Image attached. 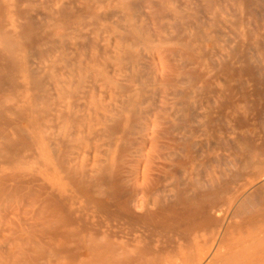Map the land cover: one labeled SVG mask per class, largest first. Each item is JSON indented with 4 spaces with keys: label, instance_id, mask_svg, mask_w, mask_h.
I'll list each match as a JSON object with an SVG mask.
<instances>
[{
    "label": "rangeland",
    "instance_id": "374dc122",
    "mask_svg": "<svg viewBox=\"0 0 264 264\" xmlns=\"http://www.w3.org/2000/svg\"><path fill=\"white\" fill-rule=\"evenodd\" d=\"M55 1L56 5L53 0H26L22 6L30 13H52L61 2L60 5L73 15L71 20L80 22L78 32L67 30L65 39L73 46L52 55L57 59L55 79L59 82L52 88L46 87L47 102L44 101L52 113L46 120L47 124L60 127L61 119H57V115L65 108L58 106L55 91L67 89L74 94L72 112L76 122L71 131L77 132V135L68 143L71 146L69 158L73 169L79 167V170L85 166L105 169L107 180L110 177L117 180L115 187L119 191V199L122 194L129 192L130 196L137 197L136 200L144 204L161 199L167 203L171 201L166 195L173 194L172 183L188 182L187 178L197 166L206 165L210 171L222 170L227 166V169L235 170L229 163L243 158V141L252 146L250 154L253 170L257 168V172L263 171L264 78L259 74L264 72V0H169L165 7L161 4L163 0H142L132 11L130 20L124 19L122 9L112 0ZM90 13H97L101 17L96 18ZM204 33L205 38H202ZM203 39L204 43H200ZM188 54L192 55L194 61ZM228 62L229 66L224 65ZM243 62L248 63L246 66L249 70L243 68ZM220 68L225 75L218 74ZM230 68L234 74L232 79ZM248 71L257 77L249 79ZM237 75L239 78L235 77ZM221 78L229 79V82L226 84ZM258 81L263 84L259 82L261 85H258ZM203 86L207 89H203ZM253 88L262 102L260 99L256 102L252 96ZM241 89H247L249 96L246 99L239 93ZM135 95L138 96L136 103L131 100ZM247 100H254L255 103H247ZM251 104L253 107L257 105V111H252L254 108ZM247 107L252 110H247ZM215 119L218 123L213 124ZM113 121H117V124L120 121V127H113ZM237 122L239 126L235 125ZM245 123H248L247 127ZM109 126L117 131H114V136L106 132ZM54 129L58 131L63 128ZM260 144L261 149L258 147ZM204 145L207 148L200 150ZM193 154H196V159L190 163ZM174 171L179 174H173ZM45 180L49 184L52 177ZM109 187H105L107 192L110 191ZM252 193V190L247 191V194ZM106 199L109 201L111 198ZM72 201V209L82 210L76 215L82 220L76 226L79 231L84 230L83 236L90 235L117 245L132 260L144 255L143 262L147 263H192L176 233H173L174 244L158 226V229H146L127 221H116L108 213L87 207L82 199ZM148 207L155 210L153 205ZM175 208L178 209V206ZM260 209L256 203L249 207V213ZM110 211L115 212L116 209ZM26 217L29 219L30 215ZM7 218L0 217V264L10 260L11 250L20 249L24 243L21 240L28 237L29 231L27 225L21 224L22 218L19 221L10 216L6 222L4 219ZM259 221L260 218L256 217L251 227L247 225L241 230L242 239L253 241L264 236V223ZM86 249V246L83 247V251ZM105 257L111 259L113 256L106 254ZM121 258L118 257L119 260ZM200 264H206V261Z\"/></svg>",
    "mask_w": 264,
    "mask_h": 264
},
{
    "label": "bare ground",
    "instance_id": "6f19581e",
    "mask_svg": "<svg viewBox=\"0 0 264 264\" xmlns=\"http://www.w3.org/2000/svg\"><path fill=\"white\" fill-rule=\"evenodd\" d=\"M25 1L0 0V217L14 216L19 221L22 218L21 224L29 227L28 237L21 240L24 243L21 244L20 249L18 251L11 250L10 260L3 264H166L160 261L143 262L144 255L132 260L130 256L124 255L117 245H112L103 239L97 240L90 235L83 236L84 230L79 231V227L76 226L78 222L82 221L80 217L76 216L82 210L72 209V200L77 198L82 199L87 207L91 206L99 212L108 213L113 220L127 221L131 225L143 226L146 229L147 227L157 229L159 227L171 238V241H173V233H176L188 251L191 264H200L202 261H206V264H264V236L258 240L253 238V241L244 240L241 237V230L247 225L251 227L254 218L259 217V222L264 223V165L261 172H257V168L253 170L254 163L250 154L252 146L244 144V141H241L244 145L243 158H238L239 161L235 163H229L235 167V170H229L227 166L222 170L210 171L206 169V165L205 167L197 166L187 178L188 182L184 184L177 181L172 183L173 194L166 195L171 199L168 203L165 202V199L160 198L161 201L144 204L142 201L136 200L137 197L135 199L130 196L129 192L121 195V199H123L121 201L119 191L115 187L117 180L111 179V177L107 180L104 175L105 169L85 166L77 170L79 167L73 169L70 166L69 148L71 146L68 143L72 137L74 140L77 135L76 131V134L71 131L76 122L72 112L74 94L67 89L55 91L59 100L58 106L65 108V111H59L57 115V119H61L60 127L47 124L46 120L52 116V113L44 101L47 99L46 87L51 86L52 88L59 82L55 79L57 59L52 55L65 47L73 46L65 39L67 30L78 32L80 22L71 20L73 15L66 11L65 6L60 5L61 2H58L59 6L52 13L35 12L36 10L35 13H30L22 6ZM141 1L112 0L122 9L123 17L126 20L132 18V11L139 6L137 4ZM168 1L163 0L162 7L168 4ZM53 2L56 5L57 1L53 0ZM90 14L96 18L101 17L97 13ZM107 14L109 13H104V15ZM192 24L194 25L193 22ZM203 37L205 38V33ZM203 41L204 39L200 40V43ZM202 49L205 50V48ZM231 51L233 50L231 49ZM191 56L190 58H192ZM225 60L227 59L225 58ZM192 61H194L193 58ZM189 64L194 67L192 63ZM224 65L229 66L230 63ZM246 65L248 63L243 62V68L249 70L250 68L248 69ZM230 70L232 79L234 74L231 68ZM219 71L218 74L223 73L222 68ZM226 71L229 72L228 69ZM248 72L250 79L254 75L251 71ZM261 73L259 75L264 78V72ZM223 80L226 81V84L229 82V79L223 78ZM247 81L244 83L247 84ZM261 81H258V85H261ZM184 84L187 83L184 82ZM202 84L205 85V83ZM206 85L208 87V84ZM207 87L203 86V89H207ZM247 89L239 91L245 99L249 96ZM255 93L254 90L252 96L257 102L260 95ZM131 100L136 103L138 96H133ZM229 101L231 100L229 99ZM262 101L260 99V102ZM249 102L255 103L254 100H247V103ZM247 103L244 105L247 106ZM219 105L217 107L220 108ZM251 105L254 109L247 107V110L257 111V105H255L256 107ZM199 107L197 108L199 109ZM244 119L246 120V118ZM119 122L117 124V121H113L112 126L120 127ZM215 122H217L216 119L213 124ZM239 122L235 125L239 126ZM246 124L248 126V123H245V127H247ZM55 127L63 129L58 131L54 129V131ZM114 131L111 126L106 129L110 136H114ZM142 131L144 132V128ZM115 132L117 133V131ZM179 141L181 140L179 139ZM261 144L258 146L259 149H261ZM232 145L230 144L231 149ZM205 147L207 148V145L202 146L200 150ZM210 147L214 148V146ZM260 155L262 156V154ZM195 156L194 154L191 156L190 163L194 162ZM200 158L203 160L202 156ZM184 166L186 165L184 164ZM175 173L174 171L173 174ZM50 176L52 181L47 184L45 179ZM259 179L261 181L256 183ZM107 185L110 186L109 192L105 189ZM148 187L151 189L150 186ZM248 190L253 191L252 195L247 194ZM154 195L157 194L154 193ZM107 197L111 199L107 201ZM256 203L261 209L249 213V207ZM148 205H153L155 210H150ZM175 206H178V209ZM26 207L30 209H26ZM112 208H115L116 211L111 212ZM27 215H30L29 219L26 217ZM8 218L4 220L7 222ZM169 221L172 224H167ZM85 246L87 249L83 251ZM106 254L113 257L107 258ZM118 257L122 258L119 260ZM58 258H60L59 261L56 260Z\"/></svg>",
    "mask_w": 264,
    "mask_h": 264
}]
</instances>
